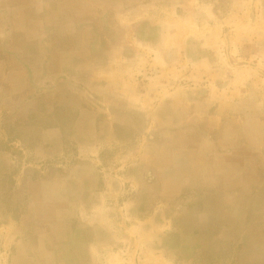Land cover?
Instances as JSON below:
<instances>
[{
	"label": "rangeland",
	"instance_id": "obj_1",
	"mask_svg": "<svg viewBox=\"0 0 264 264\" xmlns=\"http://www.w3.org/2000/svg\"><path fill=\"white\" fill-rule=\"evenodd\" d=\"M40 1L0 0V264H264V0Z\"/></svg>",
	"mask_w": 264,
	"mask_h": 264
},
{
	"label": "crops",
	"instance_id": "obj_2",
	"mask_svg": "<svg viewBox=\"0 0 264 264\" xmlns=\"http://www.w3.org/2000/svg\"><path fill=\"white\" fill-rule=\"evenodd\" d=\"M13 1H17V0H13ZM19 1V0H18ZM21 1H23V0H21ZM40 1V0H39ZM40 3H41V1H40ZM47 3V2H46ZM210 151H208V152H206V151H203L202 150V152H200V153H198L199 155H204V156H208ZM218 161H219V159H218ZM213 163V162H212ZM211 163V165L209 166V167H204V168H202V170H206V175L203 177L204 178V180H205V182L207 183V185L208 184H211L213 181H214V179H215V177H216V179L218 178H220V179H223L224 181L225 180H229V178L228 177H226L225 176V168H224V166H223V164L221 163H218V162H214L213 164ZM238 167H240L239 165H237ZM201 168V167H200ZM198 169H199V167H198ZM205 172V171H204ZM215 175V176H214ZM219 175V176H218ZM225 178V179H224ZM199 179V178H198ZM201 181H203V180H201ZM261 182V181H260ZM259 182V188L257 189V194L255 195V197H256V199H258L259 198V195H261V194H264V192H262L263 190H264V187L262 188V182L260 183ZM257 184H258V182H257ZM226 197H229V195H226ZM208 200H212V199H209V197H208ZM209 206H208V210L209 209H213V207L212 206H210V205H212L211 203H209L208 204ZM239 212H240V210H239Z\"/></svg>",
	"mask_w": 264,
	"mask_h": 264
}]
</instances>
